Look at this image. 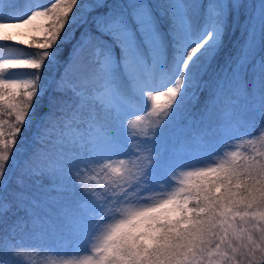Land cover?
I'll return each instance as SVG.
<instances>
[{"label": "snow or ice", "instance_id": "snow-or-ice-1", "mask_svg": "<svg viewBox=\"0 0 264 264\" xmlns=\"http://www.w3.org/2000/svg\"><path fill=\"white\" fill-rule=\"evenodd\" d=\"M26 242L264 264V0H0V264Z\"/></svg>", "mask_w": 264, "mask_h": 264}, {"label": "trees", "instance_id": "trees-1", "mask_svg": "<svg viewBox=\"0 0 264 264\" xmlns=\"http://www.w3.org/2000/svg\"><path fill=\"white\" fill-rule=\"evenodd\" d=\"M44 2H47V0H44ZM81 29H77V33ZM240 30L239 28H236L231 33V39L228 41L229 48H233L235 44L238 42V39L240 38ZM31 242H26V246L22 249L27 253V255L23 258L24 261L27 262V264H50L51 260L54 258L50 253H42L39 248L30 246Z\"/></svg>", "mask_w": 264, "mask_h": 264}, {"label": "rangeland", "instance_id": "rangeland-1", "mask_svg": "<svg viewBox=\"0 0 264 264\" xmlns=\"http://www.w3.org/2000/svg\"><path fill=\"white\" fill-rule=\"evenodd\" d=\"M133 119H134V117H133Z\"/></svg>", "mask_w": 264, "mask_h": 264}]
</instances>
